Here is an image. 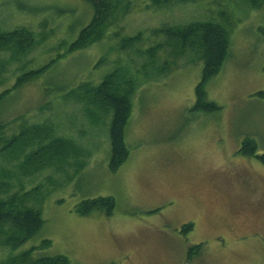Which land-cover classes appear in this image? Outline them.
Here are the masks:
<instances>
[{
    "label": "rangeland",
    "instance_id": "1",
    "mask_svg": "<svg viewBox=\"0 0 264 264\" xmlns=\"http://www.w3.org/2000/svg\"><path fill=\"white\" fill-rule=\"evenodd\" d=\"M126 1L99 41L67 54L68 43L91 18L88 4L0 0V32L24 27L37 40L23 54L0 51V92L62 54L1 104L6 136L23 122L50 123L52 136L80 152L58 167L20 177L23 191L37 188L38 201L30 203L41 208L44 224L20 245L0 231V263L33 248L32 258L62 254L69 264H264V164L238 152L245 138L256 142L257 154L264 152V96L258 94L264 92V5L129 0L122 10ZM192 20H211L229 32L228 57L206 85L217 111H191L201 70L195 54L178 56L164 70L159 68L168 47L156 52L152 64L142 54L164 42L158 29ZM126 37H136L130 48L120 46ZM116 68L134 76L136 86L125 135L129 155L111 172L108 114L97 113L100 119L91 122L82 103L64 98L61 90L96 84ZM100 196L113 197L110 215L74 211L82 200ZM187 223L191 230L183 233Z\"/></svg>",
    "mask_w": 264,
    "mask_h": 264
},
{
    "label": "trees",
    "instance_id": "2",
    "mask_svg": "<svg viewBox=\"0 0 264 264\" xmlns=\"http://www.w3.org/2000/svg\"><path fill=\"white\" fill-rule=\"evenodd\" d=\"M129 1V0H128ZM128 1L123 4L122 10H127ZM174 0H152L155 6L167 5ZM188 1V0H176ZM91 8V18L83 26L76 37L67 45L66 53L86 48L99 41L105 34L110 18L118 10L122 0H83ZM252 8H260L264 0H246ZM163 34L164 42L142 51L147 56V62L152 64L156 52L168 47L167 57L160 63V69L170 68L175 64L178 56L193 53L201 62L200 79L194 88L195 101L192 112H213L220 109L214 101L207 99L206 85L219 73L228 57L229 32L225 25L211 20H192L184 24L166 25L157 30ZM136 37L122 39L120 46L130 48ZM37 40L35 35L24 27L11 31L0 32V51L14 49V54H23L33 48ZM62 54L51 59L47 64L35 70H29L20 75L15 83L0 92V106L7 96L20 87L40 76L47 68L53 65ZM147 64L144 68L150 67ZM144 65V64H143ZM124 70H116L103 76L96 84L79 83L73 88L67 86L61 90L63 97L75 99L82 103L83 110L91 120L98 121V114H108V137L110 154L108 168L115 172L128 158L129 148L125 143L126 129L130 121L132 110V96L136 82L132 75H125ZM264 96V92L258 93ZM7 122L0 121V231L7 232L5 240L20 245L34 237L43 226L41 208L35 207L31 201H38L37 188L23 191L20 177L28 173L40 172L45 167H58L61 163L75 154H79L76 145L61 137L52 136V125L21 123L19 131L6 136ZM31 147L28 151L26 149ZM75 149V150H74ZM256 142L245 138L238 152L247 157H255L264 164V152L257 154ZM68 164V163H67ZM15 188V190H13ZM13 190V191H12ZM115 201L111 196H100L82 200L74 209L79 216H88L94 211L110 215L114 209ZM192 223L184 224L182 232L190 231ZM199 250V244L188 249V257ZM33 248L26 249L15 257L6 259L0 264H69L65 255H41L32 258Z\"/></svg>",
    "mask_w": 264,
    "mask_h": 264
}]
</instances>
